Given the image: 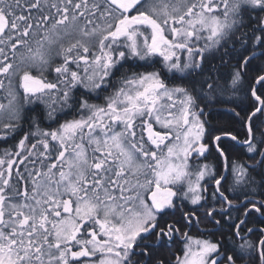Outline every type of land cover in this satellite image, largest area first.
<instances>
[{
  "label": "snow or ice",
  "instance_id": "snow-or-ice-1",
  "mask_svg": "<svg viewBox=\"0 0 264 264\" xmlns=\"http://www.w3.org/2000/svg\"><path fill=\"white\" fill-rule=\"evenodd\" d=\"M0 143V264H264V0H0Z\"/></svg>",
  "mask_w": 264,
  "mask_h": 264
},
{
  "label": "trees",
  "instance_id": "trees-1",
  "mask_svg": "<svg viewBox=\"0 0 264 264\" xmlns=\"http://www.w3.org/2000/svg\"><path fill=\"white\" fill-rule=\"evenodd\" d=\"M219 112H223V107H218V109H217ZM217 119H222V120H226L227 119V116H224V115H221V116H219V117H216ZM11 143H13V141H9V144H11ZM4 147H7V145H5V144H2V143H0V149H2V148H4Z\"/></svg>",
  "mask_w": 264,
  "mask_h": 264
}]
</instances>
